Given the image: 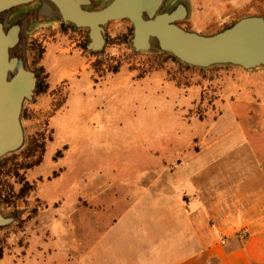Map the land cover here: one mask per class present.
Listing matches in <instances>:
<instances>
[{
    "label": "crops",
    "instance_id": "0c3cea01",
    "mask_svg": "<svg viewBox=\"0 0 264 264\" xmlns=\"http://www.w3.org/2000/svg\"><path fill=\"white\" fill-rule=\"evenodd\" d=\"M94 1L103 6V0ZM12 14L11 19L22 15ZM75 45L65 31L45 35L40 64L50 87L32 108L49 107L63 91L66 98L49 118L52 134L42 163L27 170L43 205L26 222L27 243L6 251L0 264H264V166L221 150L219 144L230 136L215 137L209 145L211 136L196 133L192 118L186 120L190 129L169 136L147 132L146 125L156 127V121L139 120L132 130L142 139L169 143L160 154L169 158L164 167L138 170L120 182H93L76 195L70 211L61 210L63 200L42 196L44 182L59 175L43 169L45 158L55 165V151L89 131L82 127L81 95L87 85L107 94L133 90L143 100L142 110L162 95L191 108L203 94V81L195 78L199 70L175 61L142 75L121 68L94 81L80 49L70 52ZM96 127L97 135L103 132ZM197 138L200 149L193 145ZM119 172L127 174L124 168Z\"/></svg>",
    "mask_w": 264,
    "mask_h": 264
},
{
    "label": "rangeland",
    "instance_id": "374dc122",
    "mask_svg": "<svg viewBox=\"0 0 264 264\" xmlns=\"http://www.w3.org/2000/svg\"><path fill=\"white\" fill-rule=\"evenodd\" d=\"M106 1L103 0V6L108 3ZM171 1L167 0L165 6L167 7ZM188 1L189 16L178 23L185 29L202 34L217 33L244 17L255 15L264 17V0ZM41 3V0H35L12 10L19 13L27 7L33 9L38 5L40 7ZM29 21L31 29L28 62L32 69L35 67L34 57L38 51L31 48L44 47L45 35L60 31L69 33V40L76 43L70 50L71 53L76 48L81 50L79 53L88 64V69L93 72L94 81L115 72L116 68L137 69L139 75H142L149 70L160 68L165 63L173 62V59H168L164 52L134 51L131 45L132 36L129 42L122 41V36L133 32V24L126 19L113 20L106 25L107 43L98 54L84 48L89 35L87 28L81 30L79 27L73 29L67 26L63 30L60 20L46 18L40 14L37 19L33 17ZM179 63L180 67H193L196 69L193 71L199 70L195 78L204 84L202 98L191 108L173 101L168 95V97L162 95L160 100H156L155 105H148L142 110L143 100L132 93L133 90L125 94H107L104 89L100 91L99 88L96 90L87 85L81 95L84 111L82 127L89 131L83 130L80 135L63 143L55 151L53 159L57 160L55 165L45 158L43 169L49 171L51 175H59L44 182L41 187L42 196L63 200L65 207L61 210L70 211L76 195L83 193L93 182L110 179L120 182L138 170L150 173L158 166L164 167L169 158L160 154L164 150L163 147L169 143L139 137L132 131L139 120L153 125L154 121L157 122L156 127L146 125L149 134L169 136L174 134V131L190 129L186 120L192 118L196 133L211 136L209 145L214 144L215 137L218 140L223 139L225 135L230 136L219 144L221 150L242 154L244 162L264 166V67L248 70L240 65L222 64L199 68L180 61ZM132 88L131 86L130 89ZM39 98L40 96L34 95L26 102V107H23L22 100L5 101L3 113L12 119V131L9 136L0 134L1 157L22 149L27 143L28 135L38 131H43L47 140L51 138L49 118L66 96L64 91L60 92L49 107L32 108L33 103L41 102ZM146 102H151V99H147ZM23 111L27 118H31V123H28L27 119L24 120ZM220 120L222 122H219ZM96 126L103 130L99 135L93 130ZM193 145L196 149L202 148L198 138ZM52 150L53 147H49L47 153L50 154ZM123 168L127 171L125 175L119 172ZM128 171H131V174ZM27 172H21V177H24V181L34 189L17 201L18 209L1 205L6 214L23 210L19 220L25 219L19 226L16 223L7 228L9 231L0 230V237L5 241V252L27 243L26 222L31 218L29 215L33 213V209L43 205L37 196L35 184L27 178ZM8 180L14 183L16 192L22 187L23 183H18L14 179Z\"/></svg>",
    "mask_w": 264,
    "mask_h": 264
},
{
    "label": "water",
    "instance_id": "95a60500",
    "mask_svg": "<svg viewBox=\"0 0 264 264\" xmlns=\"http://www.w3.org/2000/svg\"><path fill=\"white\" fill-rule=\"evenodd\" d=\"M33 1L0 0V134L4 136L12 131V119L3 113L5 101L22 100L26 107L37 88V74L28 62V14L10 18L13 8ZM41 1L40 15L88 28V50L92 52L105 47L109 22L126 19L133 24L131 45L136 52L169 53L180 62L199 68L222 64L248 70L264 67L262 16L244 17L217 33L202 34L178 23L189 16L188 0H172L167 7V0H109L100 8H96L94 0ZM26 145L8 155L22 151ZM22 214L23 210L6 214L0 204V230L16 224Z\"/></svg>",
    "mask_w": 264,
    "mask_h": 264
},
{
    "label": "trees",
    "instance_id": "16d2710c",
    "mask_svg": "<svg viewBox=\"0 0 264 264\" xmlns=\"http://www.w3.org/2000/svg\"><path fill=\"white\" fill-rule=\"evenodd\" d=\"M97 8V6H96ZM63 30L66 27H72L73 29H77L78 27L72 23L65 24L62 22ZM82 30V28H80ZM87 30H89L87 28ZM133 36V32H130L128 35L122 36V41L126 40L129 42L130 37ZM106 37V36H105ZM90 42V36L88 35L87 42L84 44V48L88 51V43ZM107 43V38H106ZM34 51L37 50L38 53L35 55L33 68L37 74V88L35 95H39L45 93L49 90V82H48V73L46 72L43 65H41V59L44 56L45 47L39 46L38 48H31ZM92 52V51H90ZM100 51L92 52L94 54H98ZM163 55V53H158ZM166 57L169 59H173V61L179 62L175 56L166 53ZM119 69L116 68L115 72ZM25 116V112H24ZM46 142L47 138L43 131H38L34 134L28 135V142L26 147L17 153H13L11 155L5 156L0 159V204L6 207H13L14 209H18L17 201L19 199L24 198L29 194L31 190L34 188L29 183L24 181V177H21V174L26 172L27 170L39 165L42 163L44 159V155L46 152ZM22 172V173H21ZM8 179H14L18 183H23L22 187L19 191H15L14 183H11ZM40 206H36L33 209V213L29 215L32 217L39 210ZM20 218V217H19ZM25 219H18L17 226L21 224ZM9 231V229H6ZM4 239L0 237V260L5 255V247H4Z\"/></svg>",
    "mask_w": 264,
    "mask_h": 264
},
{
    "label": "flooded vegetation",
    "instance_id": "af4514ba",
    "mask_svg": "<svg viewBox=\"0 0 264 264\" xmlns=\"http://www.w3.org/2000/svg\"><path fill=\"white\" fill-rule=\"evenodd\" d=\"M24 13H27L28 14V19L30 20L31 18H35V19H37L38 17H39V14H38V8L37 7H34V9L33 8H31V7H27V9H25L24 11H22V12H14L13 14H12V17H14V16H16V15H19V14H24Z\"/></svg>",
    "mask_w": 264,
    "mask_h": 264
},
{
    "label": "built area",
    "instance_id": "2783aa9c",
    "mask_svg": "<svg viewBox=\"0 0 264 264\" xmlns=\"http://www.w3.org/2000/svg\"><path fill=\"white\" fill-rule=\"evenodd\" d=\"M221 243L226 244V239L224 237L221 238Z\"/></svg>",
    "mask_w": 264,
    "mask_h": 264
},
{
    "label": "bare ground",
    "instance_id": "6f19581e",
    "mask_svg": "<svg viewBox=\"0 0 264 264\" xmlns=\"http://www.w3.org/2000/svg\"><path fill=\"white\" fill-rule=\"evenodd\" d=\"M141 137V136H140ZM137 142V141H136Z\"/></svg>",
    "mask_w": 264,
    "mask_h": 264
}]
</instances>
